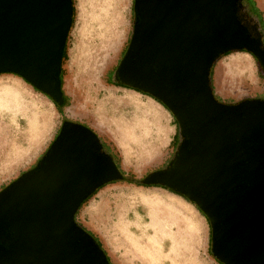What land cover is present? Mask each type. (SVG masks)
Listing matches in <instances>:
<instances>
[{
  "label": "water",
  "instance_id": "water-1",
  "mask_svg": "<svg viewBox=\"0 0 264 264\" xmlns=\"http://www.w3.org/2000/svg\"><path fill=\"white\" fill-rule=\"evenodd\" d=\"M237 1L134 0L138 22L115 74L159 100L186 136L171 166L141 184L193 202L209 220L218 261L264 264V101L222 103L210 82L215 61L232 51L250 53L264 70V46L238 19ZM71 14L72 0H0V73L58 99ZM99 144L91 129L68 122L37 170L0 192L8 248L0 264H107L74 222L88 195L121 179Z\"/></svg>",
  "mask_w": 264,
  "mask_h": 264
},
{
  "label": "rangeland",
  "instance_id": "rangeland-1",
  "mask_svg": "<svg viewBox=\"0 0 264 264\" xmlns=\"http://www.w3.org/2000/svg\"><path fill=\"white\" fill-rule=\"evenodd\" d=\"M236 10L251 32L261 29L264 46V0H238ZM71 16L61 62L67 96L62 113L20 76L0 73V191L40 166L63 120L97 134L120 171L136 181L171 166L186 139L167 107L115 85L138 22L134 0H72ZM210 82L221 102L264 101V74L246 51L215 61ZM190 202L161 186L111 181L86 200L75 220L98 240L111 264H219L209 220Z\"/></svg>",
  "mask_w": 264,
  "mask_h": 264
},
{
  "label": "trees",
  "instance_id": "trees-1",
  "mask_svg": "<svg viewBox=\"0 0 264 264\" xmlns=\"http://www.w3.org/2000/svg\"><path fill=\"white\" fill-rule=\"evenodd\" d=\"M71 21H72V16H71ZM261 45L263 46V44H262V42H261ZM127 48V47H126ZM126 50V49H125ZM64 53H65V43H64V45H63V47H62V51H61V59H62V61H63V59H64ZM222 56V55H221ZM220 56V57H221ZM219 57V58H220ZM218 58V59H219ZM217 59V60H218ZM216 60V61H217ZM256 60H257V58H256ZM258 61V60H257ZM258 64H259V67H260V70L263 72V74H264V70H263V68H262V66L260 65V63H259V61H258ZM61 66H62V63H61ZM210 74H211V71H210ZM18 76V75H17ZM115 79H117L116 78V75H115ZM24 80V79H23ZM58 80H59V82H60V86H61V94H60V97L58 98V99H56V100H53L52 98H50L49 96H47V95H45L44 93H42V92H40L39 90H37V91H39L40 93H42L43 95H45L51 102H52V104L53 105H55V107L60 111V113H62V109L66 106V104H67V96L64 94V92H63V90H62V68H60V70H59V73H58ZM24 82L25 83H28L26 80H24ZM116 83H115V85L116 86H119V87H123V88H128V87H126V86H124L122 83H120V82H118V80H116L115 81ZM29 84V83H28ZM128 89H131V88H128ZM131 90H134V91H136V92H138V93H141L139 90H136V89H131ZM213 93H214V91H213ZM141 94H143V93H141ZM144 95H146V96H149V95H147V94H144ZM214 96H215V94H214ZM149 97H151V96H149ZM152 99H154L155 101H157L158 103H160L161 105H163L159 100H157V99H155V98H153V97H151ZM215 98L217 99V97L215 96ZM59 101H60V103H59ZM219 101V100H218ZM221 102V101H220ZM222 103H225V102H222ZM226 104H233V103H231V102H228V103H226ZM67 122H69V121H67V120H63V124H66ZM76 124H80V123H76ZM80 125H82V126H84V127H86V128H88L87 126H85V125H83V124H80ZM60 134V133H59ZM56 140V139H55ZM54 140V141H55ZM55 143V142H54ZM99 151H98V153H102V154H106L107 156H109L111 159H112V161H113V163L116 165V167H117V169H118V172H119V174H120V176H121V179H119V180H114V181H125V182H127V183H131V184H139V185H142L141 184V180H139V181H136V180H134L131 176H125L121 171H120V169L118 168V166H117V163H116V160H115V157H114V155L111 153V152H109L108 150H106L105 149V147L103 146V144H102V142H101V140L99 139ZM50 149V148H49ZM49 149H48V151H47V153L45 154V157L47 156V154H48V152H49ZM45 157H42V158H45ZM164 189H166V190H168L169 192H171V193H173V194H176V195H179V194H177V193H175V192H172L171 190H169L168 188H166V187H163ZM98 189V188H97ZM96 189V190H97ZM95 190V191H96ZM94 191V192H95ZM93 192V193H94ZM93 193H91L90 195H88L82 202H81V204L79 205V207H78V209L76 210V212H75V214H74V222L76 223V220H75V217H76V215H77V213H78V211H79V209L81 208V206L86 202V200L93 194ZM191 203V202H190ZM191 204H193V203H191ZM77 224V223H76ZM78 225V224H77ZM79 226V225H78ZM80 227V226H79ZM85 230V229H84ZM86 231V230H85ZM92 238H93V240H94V242H95V244L99 247V249L103 252V254H104V256H105V259H106V263L107 264H111V262H110V260H109V258H108V256L106 255V253H105V251L102 249V247H101V245H100V243L98 242V240L91 234V233H89L88 231H86ZM213 258L219 263V264H223L222 262H220V261H218L214 256H213Z\"/></svg>",
  "mask_w": 264,
  "mask_h": 264
},
{
  "label": "flooded vegetation",
  "instance_id": "flooded-vegetation-1",
  "mask_svg": "<svg viewBox=\"0 0 264 264\" xmlns=\"http://www.w3.org/2000/svg\"><path fill=\"white\" fill-rule=\"evenodd\" d=\"M251 27H253V26H251ZM253 28H254V29H253ZM253 28H251L253 32H251V30H250L249 28H247V30H248L250 36L253 37V38H259V39L261 40V37H262L261 29H260L259 27H258V28H257V27H256V28L253 27ZM115 81H116V79H115ZM35 170H37V169H33L32 171H35ZM32 171H30V172H32ZM7 187H8V186H7ZM5 188H6V187H5ZM5 188L1 189L0 192H2ZM5 235H6V236L8 235V236L12 237V232H10L9 229H8V230L5 231ZM2 250H8V248H7V246L2 245V244L0 243V254H1Z\"/></svg>",
  "mask_w": 264,
  "mask_h": 264
},
{
  "label": "bare ground",
  "instance_id": "bare-ground-1",
  "mask_svg": "<svg viewBox=\"0 0 264 264\" xmlns=\"http://www.w3.org/2000/svg\"><path fill=\"white\" fill-rule=\"evenodd\" d=\"M235 66H236L237 68H240V69L243 68V65H241V64H239L238 66H237V65H235ZM97 70H98V69H97ZM94 71H95V70H94L93 68L89 69V74H90V75H93V74H94ZM227 77H228V76H227ZM227 77H226V80L228 79ZM235 78H236V77H235ZM223 79H224V78H223ZM221 80H222V79H221ZM228 80H229V79H228ZM223 81H224V80H223ZM235 81H237V80H235ZM242 82H243V81H242ZM220 83H221V81H220ZM221 84H222V83H221ZM235 84H237V83H235ZM228 87H229V86H228ZM228 87H227V88H228ZM234 93H235V92H234Z\"/></svg>",
  "mask_w": 264,
  "mask_h": 264
},
{
  "label": "crops",
  "instance_id": "crops-1",
  "mask_svg": "<svg viewBox=\"0 0 264 264\" xmlns=\"http://www.w3.org/2000/svg\"><path fill=\"white\" fill-rule=\"evenodd\" d=\"M263 22H264V20H263Z\"/></svg>",
  "mask_w": 264,
  "mask_h": 264
}]
</instances>
